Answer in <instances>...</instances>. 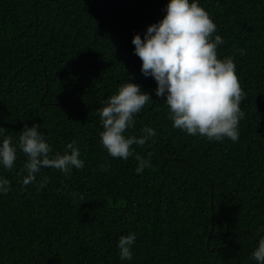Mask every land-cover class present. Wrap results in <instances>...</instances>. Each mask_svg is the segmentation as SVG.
I'll use <instances>...</instances> for the list:
<instances>
[{
  "label": "trees",
  "instance_id": "16d2710c",
  "mask_svg": "<svg viewBox=\"0 0 264 264\" xmlns=\"http://www.w3.org/2000/svg\"><path fill=\"white\" fill-rule=\"evenodd\" d=\"M167 2L0 0V127L16 144L25 125L37 124L50 156L74 141L84 161L68 176L41 168L26 187L23 152L13 169L0 167L11 181L0 195V264H257L264 0H199L224 40L218 57L234 60L247 96L237 142L174 128L156 81L143 75L132 39L162 19ZM129 80L152 99L124 134L140 137L150 126L155 135L125 160L100 144L98 110ZM137 154L151 161L142 173ZM130 232L133 259L121 260L118 240Z\"/></svg>",
  "mask_w": 264,
  "mask_h": 264
},
{
  "label": "clouds",
  "instance_id": "9594fccd",
  "mask_svg": "<svg viewBox=\"0 0 264 264\" xmlns=\"http://www.w3.org/2000/svg\"><path fill=\"white\" fill-rule=\"evenodd\" d=\"M164 11L162 19L147 26L143 39L139 33L132 39L143 75L156 81L155 95L168 105L174 128L210 141L229 138L237 142L239 123L244 117L240 105L247 96L240 86L234 60L218 57L217 48L224 40L215 34L216 23L199 0H168ZM240 52L245 54V50ZM151 99L149 92L130 80L106 97L98 110L103 127L99 142L111 157L127 160L135 152L134 144L145 145L155 135L150 126L143 129L140 137L124 134L135 126L136 114ZM38 128L37 124L25 125L18 142L13 144L5 128L0 127V167L13 169L17 151L23 152L27 158L23 166L26 175L21 183L25 187L36 181L41 168H54L68 176L73 168L84 167L74 141L65 146L62 154L50 156L51 145ZM136 160L137 173L151 166L149 159L138 154ZM101 170L107 169L102 166ZM47 182L48 178H43L40 187ZM10 190L11 181L0 176V195ZM135 240V232L120 236L117 247L121 260L133 259ZM251 256L257 264H264V237L259 238Z\"/></svg>",
  "mask_w": 264,
  "mask_h": 264
}]
</instances>
